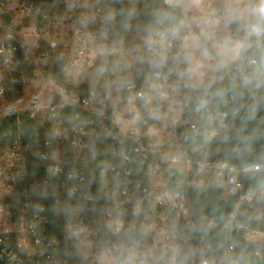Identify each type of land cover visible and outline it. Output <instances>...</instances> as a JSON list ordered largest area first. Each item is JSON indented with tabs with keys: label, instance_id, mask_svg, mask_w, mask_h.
Here are the masks:
<instances>
[{
	"label": "built area",
	"instance_id": "built-area-1",
	"mask_svg": "<svg viewBox=\"0 0 264 264\" xmlns=\"http://www.w3.org/2000/svg\"><path fill=\"white\" fill-rule=\"evenodd\" d=\"M45 3L75 21L79 38L93 28L89 10L102 16L107 8L96 0H0V119L28 115L45 136L41 177L27 181L25 165L6 168L20 152L25 158L16 143L0 157V264L264 261V186L247 183L264 163L238 166L209 150L237 118L264 106V0H164L180 24L153 36L147 77L86 95L67 92L48 72L55 44L44 36ZM49 84L57 89L46 98ZM215 84L228 88L225 98ZM75 107L91 117L70 119ZM98 142L112 146L99 180L68 166V152L88 166ZM208 184L236 199L228 219L194 209L192 193ZM228 238L238 242H220Z\"/></svg>",
	"mask_w": 264,
	"mask_h": 264
},
{
	"label": "trees",
	"instance_id": "trees-1",
	"mask_svg": "<svg viewBox=\"0 0 264 264\" xmlns=\"http://www.w3.org/2000/svg\"><path fill=\"white\" fill-rule=\"evenodd\" d=\"M107 8L113 9L115 14V23L121 22H137L138 20L147 22V33L149 44L153 41V36L162 27H177L180 24L179 15L175 9L166 5L164 0H100ZM44 10L48 12L46 3ZM111 27V25H110ZM114 61L110 57L104 56L100 61H97L96 67L103 72H111ZM62 65L57 69L53 66L49 67V73L54 81L66 89L67 92H79L82 95L88 94L89 90L82 85H73L64 80L62 74ZM151 69L149 59L145 56V60L140 66L134 80L142 81L147 77ZM219 87L220 98H225L228 94V88L223 84H217ZM79 114L80 120L89 119L90 114L78 107L72 108L68 112V117L71 119L75 114ZM234 132L241 135L242 148L245 150H255L253 153L246 154L242 159H230L227 156H222L225 148L222 144L220 149H217L219 139L214 141L209 150L213 160H227L238 166H242L253 162L264 163V106H259V111L249 117H240L235 120ZM233 133V131L231 132ZM45 136L43 130L37 125L36 121L28 115L17 114L0 119V157L14 143L20 145L26 150L24 165L26 180L31 176L41 177L44 168L41 162V154L44 150ZM109 145V144H108ZM111 144L108 147L100 146V142L94 147L95 157L90 159L89 165L84 166L71 152H68L67 163L69 167L81 168L83 173L99 180L102 173L103 165L108 153L111 149ZM244 151V150H243ZM125 152L130 154L128 149ZM249 152V151H248ZM133 164L141 170H145L138 156H132ZM145 173V171H144ZM247 183L255 186H264V170L256 178ZM194 209L206 215L213 216L215 219L222 221L230 217L235 209L236 199L225 200L221 189L216 184H208L200 189L197 193H192ZM61 227V222L59 223ZM61 230H55V234H61ZM222 244L237 243V240L228 238L221 239ZM256 264H264L262 260H253Z\"/></svg>",
	"mask_w": 264,
	"mask_h": 264
},
{
	"label": "rangeland",
	"instance_id": "rangeland-1",
	"mask_svg": "<svg viewBox=\"0 0 264 264\" xmlns=\"http://www.w3.org/2000/svg\"><path fill=\"white\" fill-rule=\"evenodd\" d=\"M96 2L100 3V0ZM46 5L48 12L43 8L48 13H45L44 36L50 43L55 44V47L48 48L49 62L57 69L61 65L65 66L62 74L66 82L82 85L88 90H101L103 87H108L110 93H116L119 85L134 80L145 56L148 58L149 55L147 22L138 20L116 24L113 9L106 8L102 16H99L94 9H90L87 18L93 28L91 33L79 38L76 35L75 21L71 20L59 5L48 3ZM102 21L104 22L99 33L94 35L93 29ZM104 56L114 61L111 72H103L96 67L97 61ZM200 76L204 77L205 74L202 75L200 72ZM49 85L45 90L46 98L48 92L57 89L54 85ZM236 132H230L219 138L216 148L220 149L224 144L222 156L242 159L246 154L255 151L252 148L248 152L242 148L241 135ZM22 153L25 154L26 150L22 149ZM20 156L7 160L6 168L10 167L11 171H21L24 160ZM83 157L85 158V155ZM262 211V217H264V201Z\"/></svg>",
	"mask_w": 264,
	"mask_h": 264
},
{
	"label": "clouds",
	"instance_id": "clouds-1",
	"mask_svg": "<svg viewBox=\"0 0 264 264\" xmlns=\"http://www.w3.org/2000/svg\"><path fill=\"white\" fill-rule=\"evenodd\" d=\"M260 15H261V16H264V9H261V10H260Z\"/></svg>",
	"mask_w": 264,
	"mask_h": 264
}]
</instances>
